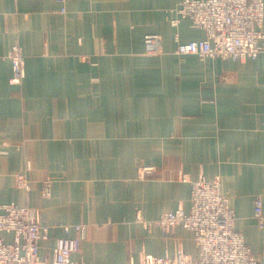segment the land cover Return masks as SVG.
Instances as JSON below:
<instances>
[{
    "label": "crops",
    "instance_id": "crops-1",
    "mask_svg": "<svg viewBox=\"0 0 264 264\" xmlns=\"http://www.w3.org/2000/svg\"><path fill=\"white\" fill-rule=\"evenodd\" d=\"M180 1L0 0V204L26 205L50 228L39 242L45 264L61 226L76 236V224L83 238L72 258L81 264L194 258L191 231L153 222L188 210L200 176L219 178L234 229L264 264V227L253 216L256 197L264 215V54L176 55L175 34L205 37L186 19L170 24ZM146 33L161 36L162 53L145 54ZM15 42L20 85L9 81ZM20 172L28 190L16 184Z\"/></svg>",
    "mask_w": 264,
    "mask_h": 264
},
{
    "label": "built area",
    "instance_id": "built-area-1",
    "mask_svg": "<svg viewBox=\"0 0 264 264\" xmlns=\"http://www.w3.org/2000/svg\"><path fill=\"white\" fill-rule=\"evenodd\" d=\"M61 11H64L63 9ZM168 12L175 16L169 20L177 27L181 20H188L193 27L204 31L205 37L198 40L179 41L174 36V53L195 55L203 58L225 60L255 59L264 54V0H181ZM144 51L148 55L162 53V38L157 33L143 36ZM11 65V84L20 85L25 77L24 55L20 45H11L8 54ZM25 169L29 164L25 161ZM16 184L29 189V180L24 172L15 176ZM181 181H189L181 174ZM51 183L42 181L44 198L50 194ZM253 216L264 227L262 200H254ZM234 210L229 198L221 191L218 177L205 179L200 176L191 181L189 209L181 207L168 210L154 220L153 224L163 232L181 225L193 233L196 255L191 258L183 252L174 256H150L141 254L138 264H260L246 244L241 232L234 229ZM150 225L151 222H144ZM62 235L55 240L53 259L50 264H81L72 258L83 238V227L73 225L78 233L69 236L71 227L61 226ZM50 228L41 225L35 212L26 205L14 202L0 204V264H45L39 259V242L48 238Z\"/></svg>",
    "mask_w": 264,
    "mask_h": 264
}]
</instances>
